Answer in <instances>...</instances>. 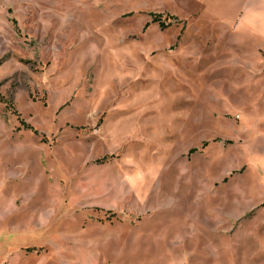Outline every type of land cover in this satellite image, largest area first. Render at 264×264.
I'll return each instance as SVG.
<instances>
[{"label":"rangeland","instance_id":"1","mask_svg":"<svg viewBox=\"0 0 264 264\" xmlns=\"http://www.w3.org/2000/svg\"><path fill=\"white\" fill-rule=\"evenodd\" d=\"M229 5L0 0V264H264V57Z\"/></svg>","mask_w":264,"mask_h":264},{"label":"crops","instance_id":"2","mask_svg":"<svg viewBox=\"0 0 264 264\" xmlns=\"http://www.w3.org/2000/svg\"><path fill=\"white\" fill-rule=\"evenodd\" d=\"M230 2L229 7L234 9L236 4H240L232 14L229 12L220 14L222 18H234V30L241 36L238 40L246 43L251 48L264 57V0H214L218 2ZM264 74V71H262Z\"/></svg>","mask_w":264,"mask_h":264},{"label":"trees","instance_id":"3","mask_svg":"<svg viewBox=\"0 0 264 264\" xmlns=\"http://www.w3.org/2000/svg\"><path fill=\"white\" fill-rule=\"evenodd\" d=\"M0 103H2V104H6V105H7V102H6V100L4 99V97L2 96L1 93H0ZM25 128L30 129L29 126H26Z\"/></svg>","mask_w":264,"mask_h":264}]
</instances>
